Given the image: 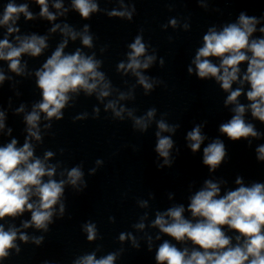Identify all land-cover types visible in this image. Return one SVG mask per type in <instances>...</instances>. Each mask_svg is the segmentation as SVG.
Instances as JSON below:
<instances>
[{
  "label": "clouds",
  "instance_id": "1",
  "mask_svg": "<svg viewBox=\"0 0 264 264\" xmlns=\"http://www.w3.org/2000/svg\"><path fill=\"white\" fill-rule=\"evenodd\" d=\"M40 6V16L52 21L56 14L49 12L48 0H35ZM123 3V0H121ZM53 7L58 11L63 4L57 0ZM72 8L79 15L87 20L92 13L100 11L94 0H72ZM67 9L60 12L63 15ZM135 11L127 9L115 10L107 15L113 17L132 19ZM21 14L28 20L34 18L28 10L27 3L16 4L14 0L4 6L0 16V26L7 28L8 34L19 32L14 27ZM169 23L175 27L177 21L171 19ZM259 20L254 16H248L241 12L235 23L227 24L222 30L217 31L210 28L203 36V46L200 47L192 61L195 65V74L200 79L214 78L220 87L227 93L225 104H234V115L227 123L220 125L219 131L232 141H239L241 138H259L252 123L244 119L246 111L250 110L253 118L264 123V38H252L257 31L256 25ZM188 26L185 25V28ZM60 29L66 39L58 45L52 55L46 60L42 68L35 72L36 85L41 90L42 99L32 106V111L25 117L28 136L21 147H17V140L12 139L5 146H0V220L5 217H17L24 212L31 213V220L22 223L23 228L34 226L36 229L48 231V225L52 223L55 206L59 204L60 213L63 215L65 205L62 202L65 185L69 184L79 189L83 184L84 172L81 165L70 169H64L60 175L65 174L67 179L56 180L59 164H49L47 161L54 155L52 151H46L41 159L34 154V148L30 140L34 138L41 140L39 123L41 113L44 119L51 121L53 118H63L62 110L74 97L83 92L86 96L96 94L98 100L103 101L109 97L114 89L111 81L106 78L104 72L99 69L103 61L96 59L95 53L85 54L77 49L74 53L64 52L68 39L80 38L82 44L87 48L93 47V36L89 33L90 25H84L82 32L75 31L70 25H55L51 31ZM142 31V30H141ZM264 33V27L259 29ZM18 46H13L9 40H0V60L8 61V67L17 75L24 73L25 65L21 64V57L24 54L33 57L39 56L47 47L46 37L32 34L21 38L16 37ZM130 51L127 55V63H118V69L125 73L131 72L137 77L138 83L148 94L153 89L150 78L143 75L141 69H148L155 61V55H146L148 45L143 42V36L138 34L132 43L128 45ZM103 52L104 49L102 48ZM213 58L219 60V64L213 62ZM163 66V59L160 61ZM246 64V71L241 78V65ZM189 74L193 73L191 66L187 69ZM5 75L0 71V83L5 80ZM239 83L241 87L233 90V84ZM248 84L246 92L248 105L239 103L238 98L243 93V85ZM131 98V93L119 92V100ZM111 109L114 116L123 119L122 113L128 112L133 117L134 127L145 131L156 109L151 108L144 117H134L132 109L123 106L118 107V100H109L105 110ZM18 112L24 111L21 106ZM99 112L98 108H94ZM86 113L74 117V120L83 119ZM4 112L0 111V130L5 127ZM45 128H51V124H45ZM178 125L170 126L163 119L157 121L158 131L156 132L157 144L155 151L164 158V164L170 165V150L173 147V140L164 136V132H174ZM11 129H9V133ZM205 137L201 134V126H195L187 133V140L192 152L200 149ZM63 151V149H61ZM257 159L264 161V145L256 149ZM227 155L224 143L216 139L203 149V164L211 171H215L224 161ZM97 165L103 163L96 160ZM95 172V168L90 170ZM47 177V179H45ZM239 185L234 190L226 191L221 195L220 184L206 180L204 187L190 197L187 211L191 213L192 219L185 217L186 211L183 205H177L167 209L165 212H157L152 226L159 228L160 232L170 236L173 240L184 243L191 241L195 246L191 251L187 247L180 249L175 244L165 240L156 251L155 259L157 264H264V183L254 182L251 186H245L242 178L236 179ZM35 197V199H33ZM143 202L142 206H145ZM227 229L237 233L235 243L233 237L225 232ZM143 229L145 225H135ZM87 239L93 241L97 238V228L94 223L84 225ZM19 229L10 226L5 230L0 224V259L9 256V249L15 248L20 251L15 243L17 238L28 242L29 237L19 233ZM157 239L160 237L157 236ZM33 242L40 244L43 237H33ZM121 241L126 239V234H121ZM134 246L138 247L133 237ZM149 248H151V237H149ZM118 253L113 252L97 259L95 252L84 255L74 261V264H114Z\"/></svg>",
  "mask_w": 264,
  "mask_h": 264
}]
</instances>
